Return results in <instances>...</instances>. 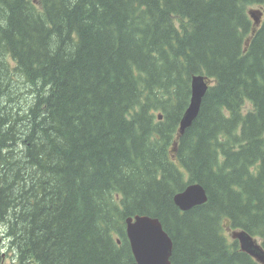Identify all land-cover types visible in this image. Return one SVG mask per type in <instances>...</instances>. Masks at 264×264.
<instances>
[{
    "label": "trees",
    "instance_id": "1",
    "mask_svg": "<svg viewBox=\"0 0 264 264\" xmlns=\"http://www.w3.org/2000/svg\"><path fill=\"white\" fill-rule=\"evenodd\" d=\"M253 6L264 0H0V257L137 264L126 220L148 215L171 264H260L225 231L264 250ZM202 74L210 87L180 136ZM192 183L208 201L182 212L174 197Z\"/></svg>",
    "mask_w": 264,
    "mask_h": 264
},
{
    "label": "water",
    "instance_id": "2",
    "mask_svg": "<svg viewBox=\"0 0 264 264\" xmlns=\"http://www.w3.org/2000/svg\"><path fill=\"white\" fill-rule=\"evenodd\" d=\"M250 15L259 25L263 13L251 11ZM209 86L210 83L204 75L192 77L191 99L180 120V136H183L199 117L202 102ZM160 119H162L161 116ZM174 201L180 210L189 211L205 204L208 201V195L201 184L195 183L177 193ZM126 233L137 264H171L173 241L158 218L148 215L129 217L126 220ZM234 237L239 240L242 251L264 264V250L252 236L241 231L236 233Z\"/></svg>",
    "mask_w": 264,
    "mask_h": 264
},
{
    "label": "rangeland",
    "instance_id": "3",
    "mask_svg": "<svg viewBox=\"0 0 264 264\" xmlns=\"http://www.w3.org/2000/svg\"><path fill=\"white\" fill-rule=\"evenodd\" d=\"M259 9L260 8L253 6V7L248 8V11H250V10L259 11ZM12 89L13 90H12L11 94L9 93L8 96H10L11 98H14V96L18 95V90H17V88L16 89L12 88ZM160 120H162V119H160ZM225 231H226L227 236L230 237L231 236L230 230L226 229ZM9 263H10L9 258H6V260L4 258H2V257L0 258V264H9Z\"/></svg>",
    "mask_w": 264,
    "mask_h": 264
},
{
    "label": "flooded vegetation",
    "instance_id": "4",
    "mask_svg": "<svg viewBox=\"0 0 264 264\" xmlns=\"http://www.w3.org/2000/svg\"><path fill=\"white\" fill-rule=\"evenodd\" d=\"M6 252L7 251L3 250V252H1V257L4 258L5 260H6V258H9V260L11 262L10 254L9 253H6Z\"/></svg>",
    "mask_w": 264,
    "mask_h": 264
},
{
    "label": "bare ground",
    "instance_id": "5",
    "mask_svg": "<svg viewBox=\"0 0 264 264\" xmlns=\"http://www.w3.org/2000/svg\"><path fill=\"white\" fill-rule=\"evenodd\" d=\"M163 225V224H162ZM119 244L121 243V241L118 242Z\"/></svg>",
    "mask_w": 264,
    "mask_h": 264
}]
</instances>
